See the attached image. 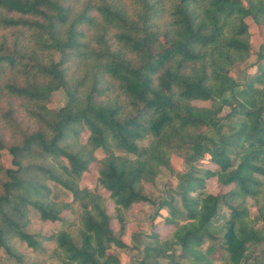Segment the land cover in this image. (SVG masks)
Instances as JSON below:
<instances>
[{"label":"trees","instance_id":"16d2710c","mask_svg":"<svg viewBox=\"0 0 264 264\" xmlns=\"http://www.w3.org/2000/svg\"><path fill=\"white\" fill-rule=\"evenodd\" d=\"M73 2L0 0V28L23 32L12 40L0 36V76L21 77L6 79L0 90L19 101L23 114L12 107L0 111L14 137L5 144L0 135V150H7L12 166L0 164V264H23L13 240L35 246L25 231L30 207L42 221H63L61 211L70 204L50 200L49 181L81 210L76 240L63 229L49 237L60 264H119L111 247L126 246L112 221L122 232L124 211L147 202L142 182L168 166L171 147L189 150L187 171L174 190L180 206L172 198L160 204L168 209L161 223L167 233L150 234L136 264H212L217 241L222 264H264V252H256L264 245V66L241 86L228 73L250 54L245 19L264 24V0H98L78 10ZM92 9L115 30L118 48L99 36L100 48L91 51L97 66L85 65L71 77L67 64L90 53L82 28L95 24ZM257 60H264V46ZM184 62L199 66L185 75ZM105 78L117 83L119 95L108 97ZM57 89L66 101L50 109ZM217 99L220 105L209 108L191 104ZM84 129L88 136L78 144ZM147 136L150 145L139 146ZM97 149L107 152L97 178L106 197L78 186ZM115 150L134 158L122 160ZM208 179H215V193L203 191ZM247 199L255 205L253 215ZM222 207L227 218L218 238L213 228Z\"/></svg>","mask_w":264,"mask_h":264},{"label":"rangeland","instance_id":"374dc122","mask_svg":"<svg viewBox=\"0 0 264 264\" xmlns=\"http://www.w3.org/2000/svg\"><path fill=\"white\" fill-rule=\"evenodd\" d=\"M95 5L98 4V0H74L76 10L81 9L86 2ZM123 2V0H121ZM90 14L95 17V24L93 26H84L82 28L84 33L83 41L86 44L87 50L84 56H75L67 64L68 74L71 77L77 76L81 69L85 65L97 66V62L92 58V52L98 50L100 47L97 42L99 36H103L104 39L108 40V43L112 45V48L117 49L118 45L114 42L113 35L115 30L110 27H106L102 22L100 16L93 9ZM248 24L249 33V45L250 54L242 62H235L229 69L228 73L233 77L238 86L243 84L246 76H253L260 73V70L264 66V60H257V53L261 46H264V24L254 23L250 19H245ZM23 32L14 29H1L0 36H5L7 40H12L16 35ZM93 50V51H92ZM92 51V52H91ZM54 59H57L56 55H53ZM199 66L198 62H184L182 64V72L185 75L191 74V72L197 69ZM6 79H14L18 82L21 81V77L13 72L6 73V75L0 76V84ZM106 85L109 87L108 97L113 95H119L117 83L111 78H105ZM260 86V85H256ZM226 95V97H228ZM105 97L102 95L101 99ZM66 101V95L63 89H57L53 91L47 103V107L50 109H57L64 105ZM193 106L209 108L211 106L220 105V100H215L214 104L210 102H191ZM10 107L18 110L17 116L22 118L21 108L18 100H12L7 94L0 90V111L6 112ZM22 114V115H21ZM1 119V118H0ZM26 125L33 127L30 124L28 118H23ZM232 123H236V118L231 119ZM4 122L0 120V135L5 144L12 142L10 130L4 126ZM88 136L86 129L82 130L77 138L78 144H84ZM152 141L151 137H145L138 141L139 146L148 147ZM189 150L186 148H169V163L167 167H161L151 180H145L142 182L143 194L147 198V202H141L132 205L128 210L123 213V231H119V226L115 220L112 221L113 229L125 244L124 248L111 247V251L117 254L119 258V264H136L137 260L142 257L140 251L145 244L151 242L150 234L156 233L160 236L166 235L167 231L161 225L162 220L168 215V209L166 206L161 207L160 204L168 202L172 198L171 204L176 208H179L180 202L178 196L174 193L176 189L179 177L187 171L186 154ZM115 156L122 160L131 161L134 157L122 151L115 150ZM95 161L89 164L87 170L81 175L78 182L79 188L96 189L102 196L106 197L107 193L98 184V171L100 169L99 161L107 156V152L102 149H97L94 152ZM11 156L6 149L0 150V164L3 167L11 168L10 164ZM121 161V160H119ZM207 164L206 159L199 165ZM48 186L50 188V200L57 204H70L69 209H63L61 215L63 221L48 222L42 221L36 210L29 208V223L27 224L25 231L32 236L35 242L34 247H28L26 243L13 240L12 245L15 250L21 254V261L23 264H60V253L56 248L53 240L49 239L55 232L63 229L70 232L74 240H76V228L78 225V216L81 212L79 205L76 202H72L71 194L65 189L61 188L56 183L49 181ZM205 193H215L217 186L215 179H208L205 181V187L203 189ZM246 208L250 214H255V205L252 200L247 199L245 202ZM107 212L113 214V207L110 202L107 203ZM220 217H218L214 223L213 233L216 237L220 238L222 235L221 229L223 227L224 219L227 218V210L225 208L220 209ZM209 242L204 240L202 248L208 246ZM215 250L211 255L212 264H222L221 260L224 258L223 251L219 248V241L215 242ZM264 252V245L257 246L256 252ZM260 255V254H259ZM151 258H147L148 262H151ZM161 264H164V260H159ZM180 264H190L186 260H181ZM9 264H16L13 260L9 261Z\"/></svg>","mask_w":264,"mask_h":264}]
</instances>
